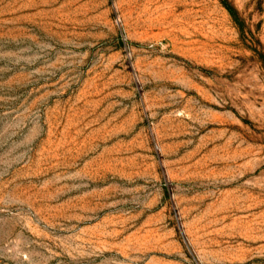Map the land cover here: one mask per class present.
Listing matches in <instances>:
<instances>
[{
  "label": "rangeland",
  "instance_id": "rangeland-1",
  "mask_svg": "<svg viewBox=\"0 0 264 264\" xmlns=\"http://www.w3.org/2000/svg\"><path fill=\"white\" fill-rule=\"evenodd\" d=\"M0 0V264H264V0Z\"/></svg>",
  "mask_w": 264,
  "mask_h": 264
},
{
  "label": "trees",
  "instance_id": "trees-1",
  "mask_svg": "<svg viewBox=\"0 0 264 264\" xmlns=\"http://www.w3.org/2000/svg\"><path fill=\"white\" fill-rule=\"evenodd\" d=\"M222 5L224 6V8L228 11V13L230 14V16L232 17L233 21L235 22V24L239 27L242 28L243 23L239 17L238 12L236 11V9L228 2V0H220Z\"/></svg>",
  "mask_w": 264,
  "mask_h": 264
}]
</instances>
